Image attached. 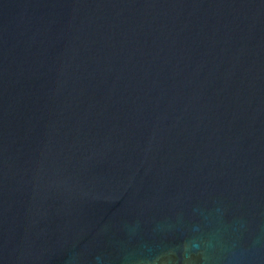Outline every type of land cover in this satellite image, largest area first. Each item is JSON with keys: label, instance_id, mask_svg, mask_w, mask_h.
<instances>
[{"label": "water", "instance_id": "obj_1", "mask_svg": "<svg viewBox=\"0 0 264 264\" xmlns=\"http://www.w3.org/2000/svg\"><path fill=\"white\" fill-rule=\"evenodd\" d=\"M0 264H264V0H0Z\"/></svg>", "mask_w": 264, "mask_h": 264}]
</instances>
